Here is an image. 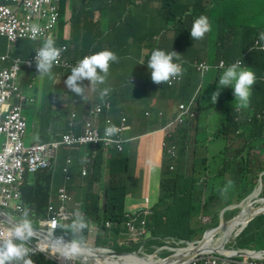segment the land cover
<instances>
[{"label":"trees","instance_id":"trees-1","mask_svg":"<svg viewBox=\"0 0 264 264\" xmlns=\"http://www.w3.org/2000/svg\"><path fill=\"white\" fill-rule=\"evenodd\" d=\"M197 15V13H172L167 21L172 24L175 32L167 29V31L157 34L163 36L166 35L165 33H169L191 38V26L195 20L194 16ZM254 20L258 21L257 15L254 16ZM127 23L129 24L128 35L136 38L137 44L130 38L126 42L130 44L128 49H125V44L116 49L107 47L106 49L115 52L119 57L117 63L110 65L111 69L120 68L124 61L139 53L140 49L137 47L139 41L138 23L135 19H127ZM252 36H257L254 29ZM224 38L226 37L220 36L219 40ZM226 40H230V38L227 37ZM85 45L86 52L82 57H76V51L71 52L73 62L104 50L96 45L93 33L87 34ZM168 50L181 54L179 49ZM216 51L221 53L218 56L219 60L228 59L233 62L237 61L236 56L249 53L246 46L238 50L218 49ZM151 52L149 50L143 60L146 66ZM66 56H70L68 52ZM75 66L76 64L73 63L71 68ZM71 70H63L59 66H54L52 73L54 77L63 78L65 76L62 73H70ZM140 77L137 89L132 93L127 94L117 88H111L110 93L104 99L100 98L98 87L94 90L93 97L87 99L85 96L84 98L76 96L68 88L62 94V90L59 87L53 88L55 84L51 82L52 91L58 92V96H54L55 98L62 94V97L71 99V113L63 121L65 131L59 139H54L51 136L50 142L31 144L61 142L63 136L69 133L80 135L86 123L95 127L100 135H103L105 128L110 125H115L118 128L124 124V131L121 140L108 148L101 143L59 146L51 167L38 170L33 174H26L15 191L18 197L11 200L6 207L0 208V233L5 230V226H11L8 220L14 223L21 218L24 210H28L37 231V237L32 240L31 244L39 249H46V252L39 251L32 255L35 264H60L56 260L60 254L56 252L53 255L48 251L50 242L42 238L41 233L47 231L53 219L59 224H70L77 211L83 212L88 223L83 235L87 240L93 238L95 242L89 247L91 251H113L120 254H134L140 251L139 257L128 264H172L168 261L169 256L175 257L173 260L178 259V256H184L185 259L181 261L183 264H202L200 259L208 255L229 257L232 260L231 264H242L246 257L239 256V252L243 249H252V245L256 248L264 247V217L260 216L253 222L250 221L248 226L235 238L233 237L237 232L231 236H224L223 233H220L226 239L229 237L225 244H229L230 249H227L225 245L226 251L223 254L209 250L189 258L197 243L208 231L217 228L223 221L232 220L240 212L241 208L239 207L225 209L238 204V202L233 203L235 196L238 201H241L252 193V175L254 169H262L259 159L264 157V146L261 144V139L254 133L252 122L248 117H243L242 113L222 107L219 125L214 131H211L204 117L216 104L205 107L203 100H197L198 115L195 118L185 117L182 120L179 104L188 101L190 96L186 95L184 99L180 100L182 98L180 92L172 87H165L163 83H154L150 73L149 77ZM83 85L90 86L86 83V79L83 81ZM157 89H160L158 93ZM144 90L148 94L142 96L141 99L156 100L159 107L148 110L150 115H147L144 111L147 101H144V106L141 108L143 111L140 114L144 119L141 123H136L134 127L137 137L129 134L124 135L128 128L133 127V116L123 109L139 100ZM21 94L26 97L25 102L34 103L33 96L30 97L26 92H21ZM98 120H101L100 126L97 123ZM149 123H158L161 129H166L163 143L165 162L161 169L162 179L159 193L151 207L148 198L145 197L142 206L136 212H129L127 208L128 194L133 189L131 187L141 183V180L136 177L134 172L136 154L131 153V147L127 144L140 141ZM242 124H246L248 130H241ZM235 137L243 141V147L235 152L238 155L242 154V160L240 165L235 162L234 166H231L234 159H230L228 156L233 150L231 140L235 142ZM25 138L26 133L24 142ZM24 145L28 146L25 143ZM85 145L88 146L89 153L80 157L85 163L81 169V176L84 178L76 181L72 175V169L70 170L72 152L78 150L79 146ZM118 146H121L122 149H119ZM126 147L128 154L125 153ZM255 151H259L260 156L254 155ZM107 153L108 158H106ZM61 158L64 165L60 164ZM198 158L203 162L202 168H197ZM209 168L211 170L208 172ZM64 169H66L65 172ZM57 172H62L64 183L56 188L53 187L55 193L53 196L52 185L55 183L54 175ZM227 174L228 179L232 181L230 187L222 185ZM106 175L108 176L107 182H105ZM101 181L104 184L102 191L96 192L95 185ZM67 183L69 189L75 190V196L80 202L72 200L73 197L67 188ZM78 183L83 186L81 194H78V187H74ZM224 188H227V191L222 194L221 189ZM59 189H63L67 196L65 202H62L58 197ZM69 201L74 204L73 213L68 210ZM52 236L53 238L64 236L65 239H71L72 234L67 229L62 230L57 227L53 230ZM180 248L183 250L179 251ZM247 258L248 261H252V257ZM64 259L65 264H83L74 258Z\"/></svg>","mask_w":264,"mask_h":264},{"label":"crops","instance_id":"crops-1","mask_svg":"<svg viewBox=\"0 0 264 264\" xmlns=\"http://www.w3.org/2000/svg\"><path fill=\"white\" fill-rule=\"evenodd\" d=\"M120 1L125 2L119 3ZM126 1L130 0H74L72 3L66 4L62 21L63 29L62 32L60 31V41L56 45L57 47H63L66 49L62 52L60 58L64 62L71 64L73 60L71 57L72 51H76V57H82L83 53L86 52L85 42L87 34L94 32H96V34H100L105 29H107L109 35H111L112 41L109 43L96 42V45L100 47V49H106L107 47L116 49L124 44L125 49H128L130 44L126 42L130 38L134 40L135 44H137L136 38L128 35L127 30L129 28V24L127 23V19H135L137 21V33L139 34L138 43H147V45H145L147 53L149 50L152 51L155 48H162V50L165 51H169L168 49L174 50L177 49L172 46V40L175 38V35L165 33L166 35L160 36L157 33L165 32L164 25H152L151 21L159 18V11L161 9L165 11L163 17L166 20L170 19V15L172 13H196L194 11H190L187 5L183 2L171 10H166L170 1L179 0H140L154 5V7H151V10L148 12L141 10V3L139 0L138 6L134 11L129 9V4L126 3ZM197 1L201 8V15H205L209 18L212 24V30L209 33H206L203 39L193 40L194 49L189 51L187 54L179 49L181 52L180 59L182 60L185 69L184 82L176 88V90L182 94V98L180 100L184 99L186 95H189L190 98H192L194 95L197 96L199 91L203 92L205 89H209L212 84L216 82L218 75L222 74L223 70L219 66L221 62H225V60L218 59V56L221 54L219 51H216L218 49L238 50L246 46L249 49V53H242L239 56H236V59L237 61L239 60L242 62L243 67L252 68V0ZM59 2L60 0H56L58 13ZM5 3V0H0V4ZM9 6L16 12L20 11V8L14 4H9ZM142 19L149 20V25L147 26L145 22H142ZM57 25L47 38L52 37L53 39H56ZM220 36H225L226 38L229 37L230 40H226V38L219 40ZM47 38L19 39L16 42H10L7 38L0 37V71H14V84L23 92L26 91L21 87L22 83L16 82L17 75L20 72V65H22L27 71L36 66L35 62L28 65L27 61L32 56L36 55V52L40 47H31L30 45L25 47L21 43V40L32 43L35 40H46ZM1 45H4V48ZM70 46H72L71 49L69 48ZM137 47L140 49L137 55L143 62L146 56H144L142 46L137 45ZM67 52L70 56H66ZM215 55L217 56L214 58L213 56ZM131 58L132 57L129 59ZM201 64H208L212 66L211 71L208 73L201 71ZM63 70H68V68H63ZM62 74L64 76L66 75L64 72ZM140 76L149 77V73L146 70ZM27 80H29V74ZM159 90L160 89L156 90L157 93ZM211 93L212 92L210 91L207 92L205 97L211 99ZM146 94H148V92L144 90L141 93L139 100L134 101L130 107H125L123 109V111L133 116V127L131 129L128 128L124 135L129 134L137 137L134 127L136 123H141L144 119L140 115L141 111H143L141 108L144 106V101H147L144 109L147 115H150L148 110H153L159 107L156 100L141 99L142 96ZM29 96L31 97L32 95L29 94ZM202 98H204V96H202ZM227 106L233 108V105L229 100H227ZM217 108L219 113L222 112V104ZM240 113L243 114V117L249 118L250 114H252V97L250 106L246 109H240ZM97 123L100 126L101 120H98ZM164 140L165 133L163 132V129L159 127L158 123H149L140 141L127 144L131 147V153L136 154L135 174L136 177L141 180V185L143 186L142 188H139L137 194L128 196L127 208L129 212H136V210L142 206L145 197L148 198L150 207L158 197L160 182L162 179L161 169L163 168L165 162V153L163 149ZM46 142L47 141H42V143ZM77 152L78 150H74L72 152V164L70 165V170L72 169V175L76 181L84 178L81 176V169L85 166L84 160L78 156ZM108 156L109 155L107 153L106 158H108ZM60 164L64 165L62 158L60 159ZM54 176L55 183L52 185L53 196L55 194L54 188L64 183V176L62 172H57ZM107 180L108 176L106 175L105 182H107ZM103 186V181H101L95 185L94 189L96 192H101ZM74 187H78V194L82 193L83 186L81 184L78 183ZM132 188L133 186L131 189ZM68 190L73 197L72 200L80 202V200H78L75 196V190L69 188ZM68 204V210L73 213V202L69 201ZM178 250L182 251L181 249ZM248 250L251 251L250 254L252 255V249Z\"/></svg>","mask_w":264,"mask_h":264},{"label":"clouds","instance_id":"clouds-1","mask_svg":"<svg viewBox=\"0 0 264 264\" xmlns=\"http://www.w3.org/2000/svg\"><path fill=\"white\" fill-rule=\"evenodd\" d=\"M255 15L258 17V21L254 20ZM194 19L190 30L191 38L193 40L203 39L205 34L212 30V24L205 15L194 16ZM253 29L256 31L257 36H252V68L243 67L242 62L239 60L233 62L226 59L219 66L223 70L222 74L218 75L216 82L209 89H205L203 92L199 91L197 96L194 95L188 101L181 103L188 104L194 111L195 115L188 117V119H191L198 115L199 106L197 100H203L205 107H210L212 104L215 105L217 102V107L222 104V107L231 109L227 106V100H229L233 108H236L237 112H240V109H246L250 106L252 97V114H250L248 119L252 122L254 133L261 139V144L264 146V130L258 129L255 125V116L259 113H264V0H252ZM39 31V26L34 25L32 27L33 39L36 38ZM65 50L63 47L56 46L55 39L48 37L35 55V65L39 75L47 76L51 79L53 76L52 69L55 65L59 64L61 54ZM118 61L119 57L117 54L108 49L77 59L74 62L72 61L76 66L71 68L73 63L70 64L68 70L72 69L71 74L64 83L72 93L84 98L86 88L91 87L95 90L99 85L106 83L110 65ZM147 67L152 81L156 84L163 83L166 87L173 79L181 76L179 82L169 86L176 90L177 86L184 82V65L180 59V54L175 51H165L155 48L151 52ZM211 67L208 64H201L200 70L208 73L211 71ZM85 79L90 82V86L85 87L83 85ZM233 90L234 97L228 96ZM110 91L111 89L107 87L100 90V98L104 99ZM209 91L212 92L211 99L205 97ZM180 116L184 120L185 116L181 114ZM119 131L115 125H110L105 128V137H113ZM259 164L262 169H254L252 175V222L260 216L264 217V163L259 162ZM257 175L261 176V179L256 188L257 183L253 181ZM228 184L231 185L232 181H229ZM226 191L227 188L221 189L222 194ZM8 221L9 224L11 222V226H5V230L0 233V264H35L32 255L37 254L39 251L46 252V249H39L31 244L32 240L37 237V231L28 210H24L21 218L14 223L11 220ZM57 227L70 231L72 234L71 239H65L64 236L53 238L52 232ZM87 227L88 223L85 215L83 212L77 211L70 224L65 225L56 222L55 227L50 228L49 226L47 231L41 233V237L50 242V249L48 251L53 255L57 252L63 258H74L85 264L79 257L91 251L83 235ZM106 255L109 256L106 252L96 255L100 260V264H108ZM244 257L247 258L248 256ZM101 260L104 263H101ZM252 264H264V247L256 248V246L252 245Z\"/></svg>","mask_w":264,"mask_h":264},{"label":"built area","instance_id":"built-area-1","mask_svg":"<svg viewBox=\"0 0 264 264\" xmlns=\"http://www.w3.org/2000/svg\"><path fill=\"white\" fill-rule=\"evenodd\" d=\"M0 4V37L7 38L10 42L19 39H33L31 29L39 26L40 31L35 39H45L55 28L59 20L56 0H5ZM9 4L20 8L19 12L12 10ZM35 62V56L28 59L27 64ZM61 68H69L70 64L61 58ZM15 72L10 70L0 71V208H4L11 200L18 197L15 193L26 174H33L38 170L49 169L55 159L59 146H74L83 144H104L112 147L121 140L124 124L115 136L106 138L105 133L100 135L95 127L86 123L80 135L69 133L63 136L61 142L49 144L24 145L26 133V120L21 114V103L25 101L19 87L14 84ZM181 80V76L173 79L168 86H172ZM181 115L194 116L195 113L186 103L179 105ZM99 111V109H98ZM122 149L121 146H118ZM69 162V161H67ZM64 172L66 169L63 170ZM58 197L65 202L67 196L63 189L58 190ZM148 201V200H147ZM56 220H52L50 228H54ZM34 252V249H33ZM60 264H65V259L57 256ZM202 264H231L229 257L208 255L202 257ZM242 264H252L248 258H244Z\"/></svg>","mask_w":264,"mask_h":264},{"label":"rangeland","instance_id":"rangeland-1","mask_svg":"<svg viewBox=\"0 0 264 264\" xmlns=\"http://www.w3.org/2000/svg\"><path fill=\"white\" fill-rule=\"evenodd\" d=\"M74 0H60L58 8H59V22L57 25L56 30V43L60 41V31L62 32L63 29V15L66 9V4L72 3ZM140 1V0H139ZM125 1H120L119 3H124ZM184 3L187 5L188 9L190 11L196 12L199 16L202 14L200 5L197 0H179V1H170L167 5L166 10H171L172 8H175L178 4ZM126 3L129 4V9L131 11H134L135 8L138 6V0H130L126 1ZM141 3V10L143 11H150L151 7H154L153 4L147 3L146 1H140ZM164 10L161 9L159 11V18L154 19L152 22V25L155 24H162L164 25V31H167L169 29L171 32H175V30L172 28V24L168 23L166 19H164ZM142 22H145L146 25H149V20L142 19ZM59 26V27H58ZM169 26V28H168ZM95 36V42L100 43H109L112 41L111 35H109V32L107 29H105L100 34H96V32L93 33ZM22 44L25 47H28L29 45L31 47H41L43 42L45 40H35L32 43H28L24 40H21ZM138 45L142 46V51H144V56L147 55V48L145 45L147 43H138ZM4 48V45H1ZM172 46L181 49L185 54H187L189 51L194 49V41L192 38H184L180 35L175 34V38L172 40ZM2 48V49H3ZM70 49L72 46L69 47ZM148 67L141 61V58L138 57V55L132 57L129 60H126L122 63L121 67L118 69H109V75L107 77V81L104 85H99L98 89L102 90L103 88H117L123 93L130 94L135 89H137L138 81L140 80V75L144 73ZM71 73V72H70ZM70 73L65 72V77H54L50 79L47 76H41L39 75L36 66H34L30 70H26L22 65H20V72L17 75L16 82L22 83L21 87L26 91V93L31 94L34 98V103H28L23 102L21 105V114L26 119L27 123V129H26V138H25V144L29 145L31 143H40L42 141L50 142L51 136L54 137V139H59L60 135L65 131V126L63 124V121L70 115L71 113V102L70 98L68 97H62V94L66 91L67 87L64 83V81L67 79L70 75ZM29 74V80H27ZM51 82L55 84L53 88L59 87L62 90V94L60 97L55 98L54 96H58L57 91H52L53 88H51L53 85H51ZM87 84H90L88 80H86ZM234 90L228 94L230 97H234L233 94ZM94 90L89 87L86 89L85 97L87 99H91L93 97ZM203 109V107H201ZM232 111H237L236 108H231ZM205 113V112H204ZM206 120V124L211 129V131H214L215 128L219 125V118L220 113L217 108V102L216 105L211 109L209 115L204 117ZM236 121L238 119H235ZM255 125L258 129L264 130V113H259L255 116ZM241 130H248V126L246 124L241 125ZM166 129L163 130L165 132ZM232 145V151L229 154L228 158L234 159V161L231 162V166H234L235 162L240 165L242 160V154L239 155L236 154V150H240L243 147V141H241L238 137H235V142L231 140ZM88 146H79L78 147V156L83 157L88 152ZM125 153L128 154L127 147L125 148ZM254 155L260 156L259 151L253 152ZM114 155V154H113ZM260 163H264V157L259 159ZM197 168L203 167V162L199 158L196 162ZM211 170V168L208 169V172ZM133 171V170H132ZM134 172L136 173V167L134 168ZM261 175V174H260ZM127 176V175H126ZM126 176L124 177V180L126 182ZM253 177V176H252ZM261 179V176H256L254 183H257L256 188L258 187L259 180ZM230 180L228 179V174L226 177V180L222 181V185H227L230 187L231 185L228 184ZM143 186L141 183L135 185L133 189L129 192V195L137 194V191L139 188H142ZM264 190V185H263ZM263 192V191H262ZM260 198H262L260 196ZM234 206H240L242 209L241 211L234 217L242 216L243 212L246 211L248 208H251L252 210V193H250L248 196H246L241 201H238L237 196L234 197L233 203ZM233 218V219H234ZM232 219V220H233ZM229 220L228 222L232 221ZM224 222V221H223ZM87 240V239H86ZM227 239L224 238L222 234L214 237L212 245L223 247V242H225ZM93 238L91 240H87L88 247H91L94 244ZM227 249H230L229 244L226 245ZM244 251L250 252L248 249H244ZM84 256H92V258L96 259V254H84ZM106 258H109V256H105Z\"/></svg>","mask_w":264,"mask_h":264},{"label":"water","instance_id":"water-1","mask_svg":"<svg viewBox=\"0 0 264 264\" xmlns=\"http://www.w3.org/2000/svg\"><path fill=\"white\" fill-rule=\"evenodd\" d=\"M232 207H240V206H239V205H238V206H234V205H233V206H229V207L226 208L225 210L230 209V208H232ZM225 210H224V211H225ZM247 210H250V211H251V208H248ZM224 211L222 212V216H223ZM238 219H240V216H237L236 218H234V219H233L232 221H230V222H222V223H220V226H218L217 228L208 231V232L204 235L203 239L197 243V246H196L195 249L192 251V254L189 256V258L196 257L198 254L204 252V251L202 250V248L204 247V244H206V241H207L208 237H210V238H211V241H213L214 237L217 236V235L220 234V233H223L224 236H226V235H227V227H228L229 225H231L233 222H235L236 220H238ZM251 220H252V217L246 222V224H245L243 227L240 228V230L234 235L233 238H235L236 236H238V234L241 233V232L246 228V226L249 224V222H250ZM185 243L188 244L189 246H192V244H189V243H187V242H185ZM223 243H224V242H223ZM225 245H226V244H223L222 250L215 249V248L218 247V246H213V245H212L213 248L211 249V251L214 252V253H217V254H223V253L226 251V250H225V249H226V248H225ZM99 253H101V250H97V251H96V250H92V251H90L88 254H91V255L96 254V255H98ZM106 253H107L109 256H111V257H109V258H112L114 261L122 262V261H125V259H126V260L128 259V261L130 262V261H132V260L137 259V257H139L138 254L140 253V251H138V252H136V253H134V254H120V253H116V252H113V251H106ZM239 256H248V257H252V255L250 254V252H247V251H244V250H242L241 252H239ZM173 258H175V257H173V256L170 257V256H169V258H168L169 263H172ZM177 258L180 260L179 264H183V263H181V261L184 260L185 257H184V256H178ZM79 259H80L82 262H84L85 264H100V263H99L100 260H99L97 257H96V259H95L96 261L94 260V258H92V256L87 257V256H84V255L80 256ZM107 259H108V258H107ZM129 262H128V263H129Z\"/></svg>","mask_w":264,"mask_h":264},{"label":"bare ground","instance_id":"bare-ground-1","mask_svg":"<svg viewBox=\"0 0 264 264\" xmlns=\"http://www.w3.org/2000/svg\"><path fill=\"white\" fill-rule=\"evenodd\" d=\"M251 217H252V210L251 211L250 210L244 211L240 219L236 220L235 222H233L231 225H229L227 227V235L226 236H231L234 233L238 232L240 230V228L243 227ZM227 239H229V237H227ZM212 242L213 241H211V238L208 237L206 244H204V247L202 248V250L203 251L211 250L213 248ZM223 244H225V242ZM180 249L183 250L182 248H180ZM215 249L222 250L221 247H216ZM128 262H129L128 259L127 260L125 259V261H122V262L114 261L112 258L107 259L108 264H128ZM179 262H180V260L176 259V260L172 261V264H177ZM101 263H104L103 260H101Z\"/></svg>","mask_w":264,"mask_h":264}]
</instances>
